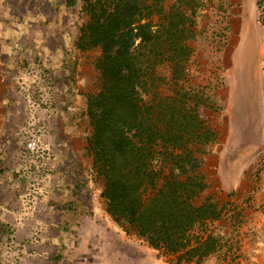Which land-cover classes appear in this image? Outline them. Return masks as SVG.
<instances>
[{"label":"rangeland","instance_id":"rangeland-1","mask_svg":"<svg viewBox=\"0 0 264 264\" xmlns=\"http://www.w3.org/2000/svg\"><path fill=\"white\" fill-rule=\"evenodd\" d=\"M23 1L0 0V74L12 73L18 75V78L20 74H17L18 68L15 66L20 61L16 63L15 51L29 49L31 40L26 34L19 36L13 30L23 22L22 16L14 21L8 14L20 13ZM76 2L78 6L81 5L80 0ZM161 3L162 11L154 19L164 23V28H167L165 20L172 17L171 21L182 25L179 20L183 19L175 18L173 9L180 7L186 14L184 25L191 29L187 35V48L183 49L187 59L184 60L182 72L180 69L179 73L173 74L169 60L162 58L156 65L153 64L149 70L150 79L146 81L148 91H144L142 95L149 98L155 93L163 97L174 94L177 89L186 90L188 95L202 92V97H206V100L203 105L198 106L197 115L212 130L217 123L216 117L226 108V100H223L225 90L220 87L227 83L233 89L232 98L236 100L233 106L237 108V115H244L248 111L263 114L264 28L257 22L255 0H161ZM243 6L246 16L250 21L254 20L256 26H249L247 22L239 38L237 15L242 11L244 13V9L241 10ZM262 8L264 17V0ZM80 18H83L82 15ZM22 24L23 29H26L37 23L29 21ZM6 29H9L8 34L4 32ZM91 55H96L95 50L91 51ZM4 61L5 65L2 64ZM10 63L12 66H7ZM7 79L4 76V80ZM21 81L19 78L14 84L20 90L13 96V99L19 101L12 108L14 115L6 122V132H0V264L23 263L25 246L20 247V243L24 244L26 238L36 236L34 231L37 229L33 226L38 223V219L44 220L50 216L46 210L48 206H61L62 202L59 194H44L45 189L55 190L56 186L55 177L47 175L48 170L56 168L48 163V157L50 154L60 153L61 148L48 149L47 145L55 137L50 134L49 119L44 117L45 112L32 119L33 124H29L35 129H26L27 125L26 128H21L22 124H26L22 113L26 105L23 101L24 92L19 86ZM95 82H98V77ZM28 83L29 86L26 87L29 88V93L37 95L38 91H42L36 81L29 79ZM5 90L6 95L10 96L7 88L0 89V95ZM217 93L221 96L219 100L215 97ZM189 100L192 104L196 98L193 96ZM33 106L36 115L43 111L36 103ZM2 110L3 106L0 105V111ZM81 122L85 129L84 138L76 137L69 141L66 134V162L59 161L57 164L59 171L64 170L63 181L66 180V189L69 190L81 189L84 170L88 167L92 169V158L85 148L86 138L91 133L86 128L91 125L88 117ZM42 123L47 125V131H38L41 125L37 124ZM241 123L242 118L236 117L238 136L246 128ZM249 133L251 128L246 129L244 137L248 135L247 138H253L254 135L249 137ZM181 134L182 137L177 141V151L181 154L180 161L185 166L186 175H199L204 184L203 188L193 194L195 202L217 201L224 206L222 217L209 224L216 231L222 232V246L201 264H264V193L259 192L262 178L259 167L241 163L230 168L227 161H218L210 154V141L206 143L197 137ZM229 151L226 152L227 158ZM171 164L164 160V173L169 172ZM183 177L186 178L185 175ZM95 180L97 183L102 182L101 179L98 180V176ZM58 187L60 189L61 184ZM8 209L17 213V219L22 223L17 225L13 215L6 211ZM83 224L84 231H91L92 223L84 221ZM126 234L111 236L108 239L111 240L105 245L98 241L97 236L94 238V245H89L87 253L93 259L107 260L106 264H170L165 256L158 254L141 238L132 232Z\"/></svg>","mask_w":264,"mask_h":264},{"label":"trees","instance_id":"trees-1","mask_svg":"<svg viewBox=\"0 0 264 264\" xmlns=\"http://www.w3.org/2000/svg\"><path fill=\"white\" fill-rule=\"evenodd\" d=\"M75 1L64 3L72 6ZM80 1L74 45L100 49L95 61L100 88L86 96L91 133L85 148L103 182L105 210L125 233L143 239L170 264H201L222 246V232L209 224L222 217L224 206L195 202L193 194L204 184L199 175H186L177 141L181 133L212 140L213 131L197 115L206 97L198 91L188 95L184 89L163 97L142 95L148 91L150 68L162 58L169 60L171 74L184 65L191 31L184 25L186 14L180 7L173 9L174 17L184 21L179 26L172 17L164 28L154 19L162 11L161 0ZM262 2L255 0L263 25ZM28 94L38 100V95ZM164 160L172 163L168 173Z\"/></svg>","mask_w":264,"mask_h":264},{"label":"crops","instance_id":"crops-1","mask_svg":"<svg viewBox=\"0 0 264 264\" xmlns=\"http://www.w3.org/2000/svg\"><path fill=\"white\" fill-rule=\"evenodd\" d=\"M21 7L20 13L9 12L8 16L13 17L11 20L18 21V16H22L23 22L37 23L32 28L23 29L22 22L13 29L19 36L26 34V37L31 40L29 49L15 51L16 63L18 61L22 63L23 58L26 63L25 65L19 63L15 66L18 68L17 74H20L19 78L22 80L19 86L24 92L23 101L26 105L25 110L22 111L26 124H22L21 128H26V125L28 126L26 129L32 128L33 126H29L34 123L32 119H36L45 112L44 117L49 119L50 134L55 137L54 141L47 145L48 149L61 148V152L50 154L48 157V163L55 165L56 168L48 170L47 175L55 177L56 186L55 190L45 189L44 194H59L62 201L61 206H48L46 210L50 216L44 220L38 219V223L33 226L37 229L34 231L36 236L32 235L30 238H26L24 244L20 243V247L25 246L22 256L24 262L21 264H106L107 260L93 259L91 254L87 253L89 245H94V238L97 236L98 241L105 245L111 240H108L111 236L116 234L120 237L126 233L105 210V201L100 194L103 182L97 183L95 173L88 167L84 170V179L81 180L82 188L73 190L67 188V190L66 180L63 181L64 170L59 171L57 165L59 161L66 162V134L69 136V141L76 137L84 138L85 129L81 120L87 119L86 96L100 88V73L95 67L100 49L99 47L78 49L74 45L80 24L77 16L80 7L77 2L75 5L69 6L65 5L64 0H24ZM243 9L244 13L242 11L237 15L239 38L247 22L249 26H253V24L256 26L255 21H250L246 16L244 6L241 10ZM256 18L264 28L258 21V13ZM4 32L8 34L9 29ZM93 50L96 52L94 56L91 55ZM36 59L41 63L36 64ZM2 64L5 65V61ZM10 65L12 66V63L7 66ZM4 76L8 77L7 81L4 80ZM96 77H98V82L94 83ZM19 78L18 75L12 73L0 74V81L2 80L0 89L7 88V92L10 93V96H7L5 90L0 95V105L3 106V110L0 111V132H6L8 129L6 122L14 115V110H12L14 104L19 102L13 99L14 94L20 92L18 87H14L15 81ZM29 79L39 83L42 88V91L37 93V101H32L29 97V88L26 87L29 86ZM220 89L225 90L223 100H226V108L216 117L217 123L212 129L213 138L209 142L210 154L218 161H227V166L230 168L241 163L246 166H258L262 174L259 192L263 194L264 113L257 115L247 110L248 112L244 115H237V108L233 106L236 101L232 98L233 89L227 83ZM215 97L218 100L221 98L219 93ZM262 102L264 105V99ZM35 103L43 109L37 115L33 111ZM236 117L242 118L243 123L241 124L246 127L245 130L240 131L241 136L236 135L238 132L236 131ZM38 125L42 126H39L38 131H47L45 123ZM247 128H251L249 137L254 135L253 138H247L248 135L244 137ZM33 129L35 128L33 127ZM86 130H91V126H88ZM227 151H229L228 158L225 157ZM100 179L98 177V180ZM59 184H61L60 189ZM63 203L65 204L62 205ZM6 211L13 215L17 225L22 223L21 220L18 221L17 213L9 209ZM84 221L92 223L91 231H84ZM118 231L120 233H117Z\"/></svg>","mask_w":264,"mask_h":264}]
</instances>
